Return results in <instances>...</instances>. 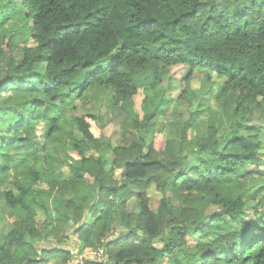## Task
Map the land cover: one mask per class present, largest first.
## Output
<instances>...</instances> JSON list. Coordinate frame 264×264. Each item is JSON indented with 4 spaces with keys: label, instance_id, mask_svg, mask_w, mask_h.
<instances>
[{
    "label": "trees",
    "instance_id": "trees-1",
    "mask_svg": "<svg viewBox=\"0 0 264 264\" xmlns=\"http://www.w3.org/2000/svg\"><path fill=\"white\" fill-rule=\"evenodd\" d=\"M79 256L264 264V0H0V264Z\"/></svg>",
    "mask_w": 264,
    "mask_h": 264
},
{
    "label": "rangeland",
    "instance_id": "rangeland-1",
    "mask_svg": "<svg viewBox=\"0 0 264 264\" xmlns=\"http://www.w3.org/2000/svg\"><path fill=\"white\" fill-rule=\"evenodd\" d=\"M188 67H185L183 65H178L175 67H172L170 69L171 75H172V85L175 86L173 89H170V107L167 112L166 117L160 120L159 127L164 129L165 131H168V124L169 122H172L175 120V118L179 117L182 113L188 112V110H193L196 108V106L200 103L202 99L201 90L202 88H206L205 86H211L212 83H214L215 87L213 86V92L216 89V85H222L225 82V79L219 78L216 76V74L213 73H207L204 70H197L193 75V80L191 83V88L195 90L196 92V101L193 99H186L184 101L180 100V96L183 93V80L187 74ZM208 78H210V82H208ZM170 81V82H171ZM162 88H164L162 86ZM152 94V91L150 88H146L144 90H141L139 94L135 97V105L136 110L141 113V104L145 96H149ZM193 103V104H192ZM213 109L217 108L216 104H212ZM83 112L81 111V114ZM115 123L110 125L104 130V135L107 138H112L113 141L117 139V133L119 131V123H120V117L115 118ZM38 132H40V129H38ZM171 136V134H169ZM195 135V133H194ZM64 174H68L67 168L64 170ZM150 195L152 199L155 201V203L152 204L153 209L158 208V201L159 195L152 190L150 192ZM83 255V254H82ZM80 257V256H79ZM78 257V258H79ZM82 257V256H81ZM162 264V263H161ZM163 264H166L165 262Z\"/></svg>",
    "mask_w": 264,
    "mask_h": 264
},
{
    "label": "built area",
    "instance_id": "built-area-1",
    "mask_svg": "<svg viewBox=\"0 0 264 264\" xmlns=\"http://www.w3.org/2000/svg\"><path fill=\"white\" fill-rule=\"evenodd\" d=\"M77 264H84L82 257H80V262H78Z\"/></svg>",
    "mask_w": 264,
    "mask_h": 264
}]
</instances>
